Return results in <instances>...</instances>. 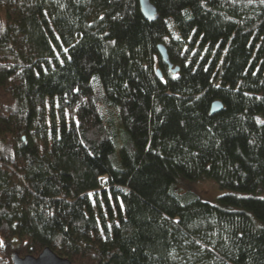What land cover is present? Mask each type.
Returning <instances> with one entry per match:
<instances>
[{
  "label": "trees",
  "instance_id": "trees-1",
  "mask_svg": "<svg viewBox=\"0 0 264 264\" xmlns=\"http://www.w3.org/2000/svg\"><path fill=\"white\" fill-rule=\"evenodd\" d=\"M149 1L0 0V264H264V0Z\"/></svg>",
  "mask_w": 264,
  "mask_h": 264
},
{
  "label": "water",
  "instance_id": "water-1",
  "mask_svg": "<svg viewBox=\"0 0 264 264\" xmlns=\"http://www.w3.org/2000/svg\"><path fill=\"white\" fill-rule=\"evenodd\" d=\"M137 2L142 16L147 20L152 19L156 13L153 4L149 0H137ZM156 50L160 59L164 64H166L171 73H176L178 71V66H173L172 63L168 60L164 45L162 43H158L156 45ZM157 73L158 76L161 75L159 73V70H157ZM221 107L222 105L220 101L214 100L210 105V112H216L220 110ZM10 258L11 264H71L70 259L57 255L49 247L42 248V250L37 255H32L30 253L20 255L18 251H15L11 254Z\"/></svg>",
  "mask_w": 264,
  "mask_h": 264
},
{
  "label": "rangeland",
  "instance_id": "rangeland-1",
  "mask_svg": "<svg viewBox=\"0 0 264 264\" xmlns=\"http://www.w3.org/2000/svg\"><path fill=\"white\" fill-rule=\"evenodd\" d=\"M177 185L182 188H191L202 200L214 203L217 196L226 192L225 189H220L215 181L211 178L189 180L178 177ZM241 195H254L264 198V188L253 193H242ZM99 210L104 212L103 206L100 204Z\"/></svg>",
  "mask_w": 264,
  "mask_h": 264
}]
</instances>
